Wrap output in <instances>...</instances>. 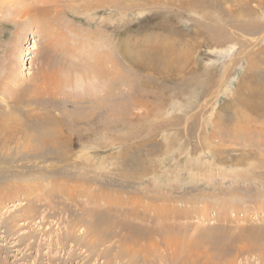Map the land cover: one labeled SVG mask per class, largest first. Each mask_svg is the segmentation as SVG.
I'll return each mask as SVG.
<instances>
[{
  "label": "rangeland",
  "instance_id": "374dc122",
  "mask_svg": "<svg viewBox=\"0 0 264 264\" xmlns=\"http://www.w3.org/2000/svg\"><path fill=\"white\" fill-rule=\"evenodd\" d=\"M0 264H264V0H0Z\"/></svg>",
  "mask_w": 264,
  "mask_h": 264
},
{
  "label": "bare ground",
  "instance_id": "6f19581e",
  "mask_svg": "<svg viewBox=\"0 0 264 264\" xmlns=\"http://www.w3.org/2000/svg\"><path fill=\"white\" fill-rule=\"evenodd\" d=\"M36 47V44H35V41L33 42V45H32V49H34ZM28 50V52L31 54V51L29 50V49H27ZM28 52H23L22 53V55H21V57H20V59L18 60L19 61V65H18V67L20 66V69H21V72L18 74V78L20 79V78H23V77H25V75L27 74V69H28V67H27V65H28V62L30 61V59H26L25 57H27L28 55L30 56V54L28 53ZM24 54H25V56H24ZM19 69V70H20ZM19 72V71H18ZM26 211V210H25ZM27 212V211H26ZM71 229H73V228H71ZM100 232V231H99ZM67 235V234H66ZM70 236V235H69ZM175 240V239H174ZM167 241H169V240H167ZM175 242V241H174ZM183 243V242H182ZM167 244H169V242L167 243ZM187 244V243H186ZM169 245H171V244H169ZM183 245V244H182ZM95 247H97V246H95ZM190 252V251H189ZM172 254V253H171ZM176 256V255H175ZM184 258V257H183ZM189 259V258H188ZM183 260V259H182ZM186 261V260H185ZM184 262V261H183ZM190 262V261H189ZM182 263V262H181Z\"/></svg>",
  "mask_w": 264,
  "mask_h": 264
}]
</instances>
